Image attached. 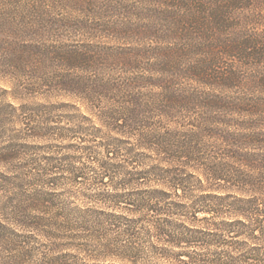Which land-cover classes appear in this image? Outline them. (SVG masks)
<instances>
[{
    "label": "trees",
    "instance_id": "1",
    "mask_svg": "<svg viewBox=\"0 0 264 264\" xmlns=\"http://www.w3.org/2000/svg\"><path fill=\"white\" fill-rule=\"evenodd\" d=\"M29 1L34 37L0 16V264L31 234L44 261L264 264V0Z\"/></svg>",
    "mask_w": 264,
    "mask_h": 264
},
{
    "label": "rangeland",
    "instance_id": "2",
    "mask_svg": "<svg viewBox=\"0 0 264 264\" xmlns=\"http://www.w3.org/2000/svg\"><path fill=\"white\" fill-rule=\"evenodd\" d=\"M29 3H31L29 0H15V10H12L11 7L9 10H1L0 9V16L3 13H8L10 14L8 16V19H11L12 24L15 26V34L11 35H15V42H20L18 39H22L20 36L22 35L23 38L25 39H29L30 37H34V33L31 31L32 28V21L30 18H27L23 15L22 9H23V5H29ZM12 12V13H10ZM30 30L31 33L28 31ZM3 31V30H2ZM5 32V33H4ZM1 32V35H8L10 33L6 31ZM31 35V36H29ZM46 35V34H43ZM48 35V34H47ZM19 38H18V37ZM97 36H104V40H110L113 41L115 40V36L114 35H97ZM74 39H77L78 35L76 36H72ZM81 38H83V36H80ZM101 38V37H99ZM0 85H2V83H0ZM48 100V99H47ZM50 101H52L51 99H49ZM54 100V99H53ZM34 101L36 102H46V99L41 98L39 96V98H36ZM18 102V100L15 99V104ZM53 142H47L46 145V141H41L40 145H44L41 146L43 148V151H56L58 153H65L66 151H71L72 149L68 148L66 145L67 141H62V143H60V141L57 140H51ZM73 142H76L77 140H72ZM52 143V146L50 147ZM49 146V147H47ZM75 153V152H74ZM72 154V153H71ZM60 187H64V189H66V191H62V192H67L69 191V187L68 185H66V183H62L60 185ZM68 189V190H67ZM27 242L28 243V247L29 248L27 251L29 252V254L27 255L28 252H25L23 250L25 249H21L20 247H18V244H15V264H92L94 262H97V259H94V256H91L92 254L83 252L81 250L79 246V241H67V240H61L57 243H59L58 247L60 252L62 253V249H64L67 253V256H63V257H56L57 254L59 255V253H55L53 254L52 257H56L51 259L48 258L45 260V257H43V253L47 252V247L50 243H48V239L46 238H42L37 234H31L29 235V237H27ZM61 243V246H60ZM50 246V245H49ZM57 248L55 250H57ZM9 254L8 251H5V257H7ZM10 255V254H9ZM27 255V256H26ZM13 255H11L12 258ZM49 259L51 260V262H49ZM44 261V263H42Z\"/></svg>",
    "mask_w": 264,
    "mask_h": 264
}]
</instances>
